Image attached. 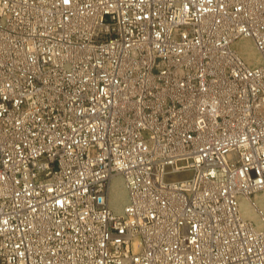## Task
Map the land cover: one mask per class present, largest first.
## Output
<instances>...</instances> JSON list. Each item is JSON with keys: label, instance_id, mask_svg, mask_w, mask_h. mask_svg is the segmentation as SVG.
I'll list each match as a JSON object with an SVG mask.
<instances>
[{"label": "built area", "instance_id": "2783aa9c", "mask_svg": "<svg viewBox=\"0 0 264 264\" xmlns=\"http://www.w3.org/2000/svg\"><path fill=\"white\" fill-rule=\"evenodd\" d=\"M257 196L264 0H0V264H264Z\"/></svg>", "mask_w": 264, "mask_h": 264}, {"label": "rangeland", "instance_id": "374dc122", "mask_svg": "<svg viewBox=\"0 0 264 264\" xmlns=\"http://www.w3.org/2000/svg\"><path fill=\"white\" fill-rule=\"evenodd\" d=\"M234 48L238 50V52L244 58L246 63L253 65L258 62V54L252 47L251 41L240 40L234 45ZM254 198L255 197H253V199ZM257 202L260 208L264 210V197L257 196ZM125 203H126V191H125L123 179L120 176L114 177L111 180V185H110L109 205L114 212H120L122 210V207L125 205ZM240 208L243 215L246 218L251 219L255 223L257 222L255 213L248 206V201L246 199L240 200Z\"/></svg>", "mask_w": 264, "mask_h": 264}, {"label": "bare ground", "instance_id": "6f19581e", "mask_svg": "<svg viewBox=\"0 0 264 264\" xmlns=\"http://www.w3.org/2000/svg\"><path fill=\"white\" fill-rule=\"evenodd\" d=\"M251 45H252V47L254 48V46H253V44L251 43ZM254 50H255V48H254ZM256 51V50H255ZM257 218V217H256Z\"/></svg>", "mask_w": 264, "mask_h": 264}]
</instances>
